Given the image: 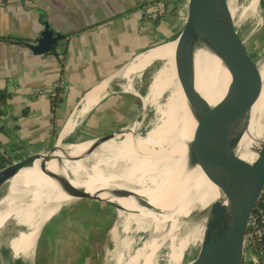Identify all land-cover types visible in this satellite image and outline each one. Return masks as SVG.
<instances>
[{
    "label": "bare ground",
    "instance_id": "6f19581e",
    "mask_svg": "<svg viewBox=\"0 0 264 264\" xmlns=\"http://www.w3.org/2000/svg\"><path fill=\"white\" fill-rule=\"evenodd\" d=\"M258 1L248 0L241 11L228 2L229 14L236 17L235 25L248 12H255ZM175 45L168 41L150 48L122 73L129 79L126 87L132 89V75L143 71L151 60L163 61L144 93L143 104L155 105L157 117L144 136L135 134L132 128L142 123L137 120L132 127L118 130L115 136L97 143L94 139L71 145L57 142V148L52 153L45 152L40 163L48 171L63 174L58 181L41 174L36 165L19 170L2 182L0 230L10 219L26 227L24 231H14L16 235L8 244L14 258L31 255L41 226L63 203L73 199L60 186L84 187L86 197L115 202L120 218V224L111 226L115 264H155L161 242L167 240L170 253L166 264H180L188 246L202 237L197 213L219 192L223 204L227 203L221 186L233 192L241 173L240 162H248L252 155L254 139L264 118V81L258 99L245 107L236 122L229 109L232 75L223 61L202 40L193 38L181 52L182 78ZM260 71L264 80V63ZM183 80L193 91L192 99ZM101 91L98 88L86 94L83 106L76 112L78 117L98 101ZM166 92L168 95L161 102ZM193 100L201 104L205 114L203 166L195 164L186 171L181 143L191 139L197 123ZM74 117L68 128L72 127ZM186 175L184 182L174 183L175 178ZM147 200L152 206L144 205ZM189 221L194 226L187 227ZM119 226L123 238L119 237ZM149 229L150 237L134 249L130 234Z\"/></svg>",
    "mask_w": 264,
    "mask_h": 264
},
{
    "label": "crops",
    "instance_id": "0c3cea01",
    "mask_svg": "<svg viewBox=\"0 0 264 264\" xmlns=\"http://www.w3.org/2000/svg\"><path fill=\"white\" fill-rule=\"evenodd\" d=\"M151 1L156 0H0V36L31 38L43 20L66 35L64 47L48 54L0 39V91L8 94L0 105V143L13 160L47 151L59 138L77 143L115 132L135 118L143 121L141 82L154 62L131 76L132 89L121 68L172 39L187 13V0ZM59 81L62 95L53 102ZM98 88L103 93L98 101L83 116L76 113L68 128L76 103L81 101V109L85 96ZM96 216L92 220L101 219ZM98 233L87 231L83 238Z\"/></svg>",
    "mask_w": 264,
    "mask_h": 264
},
{
    "label": "water",
    "instance_id": "95a60500",
    "mask_svg": "<svg viewBox=\"0 0 264 264\" xmlns=\"http://www.w3.org/2000/svg\"><path fill=\"white\" fill-rule=\"evenodd\" d=\"M186 9L187 13L183 25L177 36L172 39L176 43L175 52L179 75L183 78L180 69V56L183 48L193 38L202 40L223 61L232 75L229 109L237 122L245 107L250 102L257 100L260 95L262 89L260 68L264 62L257 60L258 55L253 54L249 50L245 40L239 35L233 17L228 12L227 0H187ZM40 26L39 30H35L34 36L28 39L12 35L8 36L19 39L14 43L21 44L22 47L29 49L34 54H48L60 51L64 47L66 35L58 29L51 28L44 20ZM156 61L160 60H151L148 65ZM124 69L122 67L121 72ZM183 82H185V88H187L188 95L192 99L193 91L186 81L183 80ZM80 105L81 101L76 103L70 113L69 119L75 116ZM146 107V105H143L140 111L142 118ZM192 107L196 111L197 123L193 129L191 139L186 142L182 141L181 143L184 147L183 165L187 168L186 171L191 168L193 169L195 164L200 165L201 168L203 166L205 114L201 104L197 100H193ZM137 120V118L133 119L129 125L121 129L132 127ZM113 136H115L114 132L89 140L94 139L97 143L103 138ZM57 142L65 145L74 144L64 142L62 138L58 139ZM57 142L47 151L27 153V156L24 158L0 168V201L4 198L1 189L2 182L10 175L16 174L19 170L30 169L37 165L38 171L41 174L48 176L54 181L60 179L63 174L48 171L40 163V159L45 152L52 153L57 148ZM240 165L241 173L238 178L237 188L232 192L221 186L227 197V203L223 204V201L220 199L221 193L219 192L216 199L208 203L204 209L197 213L196 216L198 217L196 219L199 218L202 221L203 233L202 237L198 239V249L195 257L187 264H245L246 232L250 220L264 196V118L254 139L252 155L248 162H240ZM187 175L189 176V174ZM187 175L175 178L174 183L181 184L179 182H184L183 180L188 177ZM60 188L66 194H71L73 199L104 201L117 209L115 202L110 199L86 197V189L84 187L60 186ZM144 205L152 206L148 200L144 202ZM163 242L165 241L161 243Z\"/></svg>",
    "mask_w": 264,
    "mask_h": 264
},
{
    "label": "rangeland",
    "instance_id": "374dc122",
    "mask_svg": "<svg viewBox=\"0 0 264 264\" xmlns=\"http://www.w3.org/2000/svg\"><path fill=\"white\" fill-rule=\"evenodd\" d=\"M229 1L233 3V6H235L238 11L243 10L248 2V0H227V2ZM263 6L264 0H259L255 12H248L244 18L235 25L239 35L245 40L249 50L253 54L258 55L257 60L260 62L264 61ZM235 18L234 15L233 19L235 20ZM172 39L160 41L156 45L172 41ZM162 64L163 61H156L151 64L144 73L141 82V89L144 93L147 92L151 78ZM261 78L262 81H264L263 77ZM167 95L168 93L166 92L160 101L162 102ZM154 108L155 105L153 104L147 105L143 113V121L142 119H138V122H142L140 126L132 127L135 134L144 136L155 124L157 117ZM59 209L60 210L56 212L57 214L55 213L51 219L49 218L50 220L48 219V221L44 223L31 255L14 258L10 250V257L13 260L20 259L25 264H115V242L112 240L111 229L114 225L120 224V218L118 217V210L114 206L104 201L75 198L63 203ZM96 210H98V212H96ZM106 210L107 212H105ZM101 213L104 215L102 216ZM99 214L101 215V219H97L96 221L92 220V217L96 218V215ZM199 222L202 223L201 220H198V223ZM193 224V221H189L186 226H194ZM82 226L85 229H83ZM168 226L169 224H167V227ZM121 228L122 226L118 227V232L119 237L123 238L124 235L121 232ZM132 228H134L133 225ZM25 229L26 227L17 225L14 220L10 219L5 227L0 230V264H6L1 253V248H9V242L16 235L14 231H24ZM184 230L180 229L181 232ZM54 231L55 233L51 236ZM87 231L90 233H99L98 236L88 235L87 240L83 238ZM150 231V229L146 231L137 230L130 234L134 249L139 247L150 237ZM169 244L168 240L161 244L155 264L167 263L166 260L170 253ZM197 249L198 240L191 243L185 250L184 255L186 253V258H184L185 256L183 255V261H181V263L187 264L192 260L196 255ZM248 258L249 255H247V259Z\"/></svg>",
    "mask_w": 264,
    "mask_h": 264
},
{
    "label": "built area",
    "instance_id": "2783aa9c",
    "mask_svg": "<svg viewBox=\"0 0 264 264\" xmlns=\"http://www.w3.org/2000/svg\"><path fill=\"white\" fill-rule=\"evenodd\" d=\"M144 15L147 18L152 17V13L150 11L145 13ZM62 88L63 81H59L55 84L54 97L52 100L53 102L56 98L62 95ZM0 158L9 162L8 164L15 161L11 158L7 148L1 143ZM245 246V263L248 262L249 264H264V196L255 214L250 220L246 232ZM247 255H249L248 259Z\"/></svg>",
    "mask_w": 264,
    "mask_h": 264
},
{
    "label": "trees",
    "instance_id": "16d2710c",
    "mask_svg": "<svg viewBox=\"0 0 264 264\" xmlns=\"http://www.w3.org/2000/svg\"><path fill=\"white\" fill-rule=\"evenodd\" d=\"M158 2L157 0L156 1H151L150 3L154 4ZM157 14V18L160 17V15L158 14V12H156ZM178 34V33H177ZM177 34L173 37V39L177 36ZM0 39L1 40H8V41H11V42H15L19 39H16L12 36H0ZM8 94L3 92V91H0V105L4 103L5 99L7 98ZM9 162H7L6 160L0 158V168L4 167L5 165H7ZM1 253L3 255V258H4V261L6 264H25L22 260L20 259H15L13 260L11 257H10V249L7 248V247H2L1 248Z\"/></svg>",
    "mask_w": 264,
    "mask_h": 264
}]
</instances>
